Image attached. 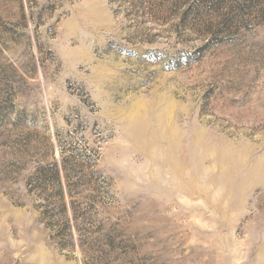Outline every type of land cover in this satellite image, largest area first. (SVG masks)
Segmentation results:
<instances>
[{
    "label": "rangeland",
    "instance_id": "rangeland-1",
    "mask_svg": "<svg viewBox=\"0 0 264 264\" xmlns=\"http://www.w3.org/2000/svg\"><path fill=\"white\" fill-rule=\"evenodd\" d=\"M0 264H264V0H0Z\"/></svg>",
    "mask_w": 264,
    "mask_h": 264
}]
</instances>
